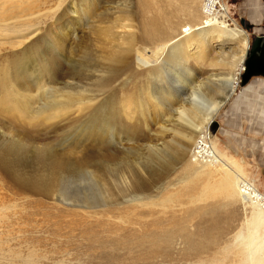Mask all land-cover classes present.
Masks as SVG:
<instances>
[{"label":"rangeland","instance_id":"obj_1","mask_svg":"<svg viewBox=\"0 0 264 264\" xmlns=\"http://www.w3.org/2000/svg\"><path fill=\"white\" fill-rule=\"evenodd\" d=\"M223 1L228 27L245 31L250 43L239 18L258 28L264 3ZM144 3L0 0V264H215L213 251L188 254L182 238L198 240L207 228L219 251L230 245L264 264V229L250 222L248 203L205 197L204 184L217 174L190 185L196 145L178 156L183 136L203 125L193 115L208 112L195 104L219 100L211 78L225 68L185 55L176 61L169 52L139 67L136 51L152 47L140 38L144 21L175 17L161 0ZM173 20L176 40L191 23ZM202 20L199 14L195 24ZM128 24L137 45L122 61L130 44L121 27ZM220 44L211 50L228 54L237 47ZM237 84L215 115V132L212 123L207 132L243 178L264 190V80L243 85L239 75ZM29 177L46 183L48 192L28 188ZM132 195L141 200L129 202ZM157 222L181 235L169 250L151 244ZM239 260L234 253L221 264Z\"/></svg>","mask_w":264,"mask_h":264},{"label":"bare ground","instance_id":"obj_2","mask_svg":"<svg viewBox=\"0 0 264 264\" xmlns=\"http://www.w3.org/2000/svg\"><path fill=\"white\" fill-rule=\"evenodd\" d=\"M161 1L165 3L164 4L165 8L173 9V13L175 14V17L173 15H172L173 17L170 16L167 17L165 15L162 21H159L162 15L158 16L156 19L150 17L144 21L143 25L141 24L142 31L140 38L143 39L144 43L151 44L152 47L149 48L142 47L139 48L140 50H142V52H140L139 49L136 51L137 65L141 68H148L151 66V64L157 63L162 58V56H165V54L169 52L171 58L176 61L180 58L181 60L183 59L185 60V58L181 57L182 55L183 56L185 55L186 58H192L193 61H198V62H203L206 60L215 61L216 63H219V65H223L225 68L224 73L221 72V75L213 74V77L211 78V83H214L216 81L218 82V84L214 86V88L217 89L218 91L217 93L220 95L219 100H215L210 104L205 103V101H203V103L198 102L195 104V106L206 108L208 112L206 115H201L200 118L195 114L193 115L194 117L193 119H195L198 122H201L203 125L196 132H190L183 136L185 143L184 145H180L178 147L179 148L178 156L181 159L182 152L185 154V152L188 151L189 147L192 144L197 145V141L201 135L208 134L207 131L209 125L213 122L218 109L231 97L234 89L238 85L237 84L238 76L242 71L241 65L246 56L249 40L245 31L237 28L228 27V25L225 22V18L227 17V13H228V7L225 4V2L224 4L221 3L222 0H175L179 2L176 6H174L172 0H161ZM144 2L148 3V0H143V3ZM199 3H200V12H198ZM217 3L220 4V7L223 9L222 13L219 16H217V12H215L212 14L210 18H208L205 15V13H210L214 11V7L216 6ZM163 13L166 12L164 11ZM260 13L261 12L259 11L258 8L253 10L251 13L252 15H254L252 16V21L257 22V20H259V18L262 16V14ZM199 14H200V19L204 18V20H202V22H200L198 25L195 23L198 21ZM179 15L186 17L190 21L191 26L185 25L181 30L182 34L181 33L178 34V37L176 38V40H174L175 38L174 34L177 28L173 18H179L180 17ZM121 29H123L124 30L123 32L126 33L125 35L128 36L129 43L128 41L125 43L130 44L129 49H126L123 53L122 61H124L125 59L124 56L126 57V55L130 54L133 47H136L137 44L133 39L132 31L133 29H135V26L133 24H128L126 26H123L121 27ZM183 29L185 30L184 32ZM226 42L227 43L233 42L234 44H236L237 47L236 48L233 47L232 51L229 52L228 54L223 53V51H220L219 53H214V51L211 50V46L213 47L214 44L221 43L220 45H222ZM155 46L157 47L155 48ZM170 46H172V48L170 49V51H168V48ZM188 52H192V53L188 55L187 54ZM207 52H210V55L214 53L215 55L213 57L214 59L208 58L209 56L207 57L208 55ZM147 53H149V55ZM152 59H153V63H151ZM198 88H201V86H198ZM184 115H186L185 109L183 107H180L179 119H181L182 116ZM208 144L210 146L211 152L214 155L213 162L210 161V162L197 163L192 161L191 154L193 153V150L195 149L196 146L193 148L192 153L190 154L191 165L190 167H188L189 175L187 177V180H189L190 185H193L195 183L192 181L193 179L195 180L201 177L210 179L217 174L218 175L217 180L207 181L204 184L202 191L204 196L209 197L217 193L229 199H233L234 197H239L240 200L243 202V204L247 205L248 203L247 206H250L252 209L250 222L256 226V229H264V211L261 210V208L257 204L252 202L249 203V201H247L244 196L243 193L244 189L241 186V182L245 181L246 179L243 178L244 176L243 172L239 167H235L236 165H234L233 162L226 160L224 158V154L216 146L211 145L210 138L208 140ZM3 159H4L3 155L2 156L0 155L1 163H3ZM29 178H30L29 179L30 182H27L28 188L30 187L35 192H40V193L48 192L49 189L46 183H40L43 181L37 180L36 179L37 177L36 178L29 177ZM103 180H104L103 182L106 181L105 177ZM132 185H135V183H133ZM104 186L108 190V182L104 183ZM136 188L138 191H142L141 183L140 184L138 183V186ZM137 200H141V198L138 197V195H132L129 202L131 201L136 202ZM169 201H170V197L165 198L163 203L165 204ZM123 202H127V201H122V203ZM154 227L157 228L154 230L155 232L153 231L154 233L152 235H150L151 234L150 232L149 239L155 249L158 248L160 244H163L167 249L170 243L173 241V239L177 238L178 236H181L175 231L166 229L165 226L159 228V222L155 223ZM200 233H202L201 236L202 238L198 240L193 239L188 234H185L182 237L186 245V252L188 254L190 253L200 254L204 252L213 251L215 253L214 263L221 264L225 262V259L229 255L235 253L236 257L240 259L239 262H242L243 264H245L244 262H247L248 260L249 262H253V264H260L259 260L251 258V252L244 254L245 251L242 250L233 253V251H231V249L229 248L230 245H228L225 249L219 251L217 239L209 238L208 228L202 229ZM167 250H169V248Z\"/></svg>","mask_w":264,"mask_h":264},{"label":"flooded vegetation","instance_id":"obj_3","mask_svg":"<svg viewBox=\"0 0 264 264\" xmlns=\"http://www.w3.org/2000/svg\"><path fill=\"white\" fill-rule=\"evenodd\" d=\"M258 1L264 3V0ZM239 23L251 35V40L243 62V70L240 73L241 79L246 83L255 79L264 80V16L258 24V28L242 18H239Z\"/></svg>","mask_w":264,"mask_h":264},{"label":"built area","instance_id":"obj_4","mask_svg":"<svg viewBox=\"0 0 264 264\" xmlns=\"http://www.w3.org/2000/svg\"><path fill=\"white\" fill-rule=\"evenodd\" d=\"M222 4H224V1H221ZM223 9L220 7V4H216L214 7V11L210 13H205V15L210 18L213 13L217 12V16H219L222 13ZM205 17V16H204ZM206 18V17H205ZM230 21V18L227 13V17L225 18V22L227 25ZM185 30L183 29V32ZM209 134L201 135L197 141V145L195 149L193 150V153L191 154V159L194 162L201 163V162H213L214 161V155L210 150V146L208 144L209 140ZM241 186L243 187V193L247 201L257 204L261 210L264 211V190H259L258 187L248 181L245 180L241 182Z\"/></svg>","mask_w":264,"mask_h":264},{"label":"water","instance_id":"obj_5","mask_svg":"<svg viewBox=\"0 0 264 264\" xmlns=\"http://www.w3.org/2000/svg\"><path fill=\"white\" fill-rule=\"evenodd\" d=\"M242 22H243V21H242ZM245 83H246V82L242 80V84L245 85ZM214 124L216 125V123H214V121H213L212 124H211V126H210V128H212V129H211V132H212V133L215 132V128H216V126H215Z\"/></svg>","mask_w":264,"mask_h":264}]
</instances>
